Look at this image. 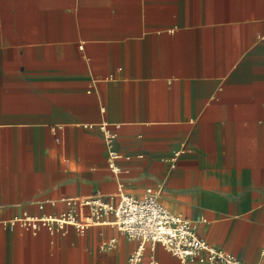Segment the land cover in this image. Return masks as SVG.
Returning a JSON list of instances; mask_svg holds the SVG:
<instances>
[{
    "label": "crops",
    "instance_id": "0c3cea01",
    "mask_svg": "<svg viewBox=\"0 0 264 264\" xmlns=\"http://www.w3.org/2000/svg\"><path fill=\"white\" fill-rule=\"evenodd\" d=\"M120 184L264 264V0H0V264H126L116 226L21 222Z\"/></svg>",
    "mask_w": 264,
    "mask_h": 264
},
{
    "label": "built area",
    "instance_id": "2783aa9c",
    "mask_svg": "<svg viewBox=\"0 0 264 264\" xmlns=\"http://www.w3.org/2000/svg\"><path fill=\"white\" fill-rule=\"evenodd\" d=\"M96 126L103 132L106 141L108 167L120 173L123 169L117 161L130 156H124L115 147L119 125L115 124V129L108 128L106 122ZM159 196L160 190L156 188L149 187L141 196H136L125 192L120 184L114 202L106 200L101 194L69 198L66 200L68 208L60 214L25 217L21 222L32 228L38 224L45 226L51 235L58 230L66 231L68 226L84 232L90 225L111 224L127 238L138 242L128 254L126 264H144L147 243L152 246L161 244L178 258L180 264H248L235 254L209 243L198 233L195 221L168 209ZM146 264H160L153 249Z\"/></svg>",
    "mask_w": 264,
    "mask_h": 264
}]
</instances>
